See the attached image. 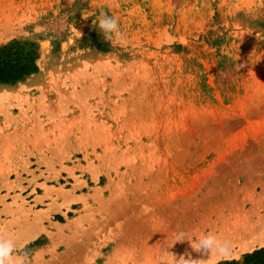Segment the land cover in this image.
I'll use <instances>...</instances> for the list:
<instances>
[{
	"label": "rangeland",
	"instance_id": "1",
	"mask_svg": "<svg viewBox=\"0 0 264 264\" xmlns=\"http://www.w3.org/2000/svg\"><path fill=\"white\" fill-rule=\"evenodd\" d=\"M14 41L37 70L0 84V235L30 264L264 247V0H0Z\"/></svg>",
	"mask_w": 264,
	"mask_h": 264
},
{
	"label": "clouds",
	"instance_id": "2",
	"mask_svg": "<svg viewBox=\"0 0 264 264\" xmlns=\"http://www.w3.org/2000/svg\"><path fill=\"white\" fill-rule=\"evenodd\" d=\"M94 27L98 28L105 41L119 40L125 42L124 34L121 32L115 17L101 11L93 21ZM188 240V234L179 232L175 234V241L180 243ZM191 249L199 252L201 257L207 253H215L217 256H229L232 254L231 245L228 241H222L216 234H202L198 240L191 242ZM169 255H172L169 253ZM174 264H208V259L192 258L191 253L185 252L176 259ZM0 264H30V255L27 251H17L14 240L4 238L0 235Z\"/></svg>",
	"mask_w": 264,
	"mask_h": 264
},
{
	"label": "trees",
	"instance_id": "3",
	"mask_svg": "<svg viewBox=\"0 0 264 264\" xmlns=\"http://www.w3.org/2000/svg\"><path fill=\"white\" fill-rule=\"evenodd\" d=\"M36 52L32 45L11 42L0 47V84H15L35 73ZM217 264H264V247L245 254L240 260Z\"/></svg>",
	"mask_w": 264,
	"mask_h": 264
},
{
	"label": "bare ground",
	"instance_id": "4",
	"mask_svg": "<svg viewBox=\"0 0 264 264\" xmlns=\"http://www.w3.org/2000/svg\"><path fill=\"white\" fill-rule=\"evenodd\" d=\"M254 225V224H253ZM263 225V224H262ZM250 226V225H249ZM255 226V225H254ZM264 226V225H263ZM247 227H248V225H247ZM250 227H252V226H250ZM242 228V227H241ZM254 228V227H253ZM233 229V228H232ZM261 230H262V228H261ZM240 231V230H239ZM238 231V232H239ZM242 231V230H241ZM243 231H245V230H243ZM260 231V230H259ZM237 232V231H236ZM238 232H237V234H238ZM250 232V231H249ZM209 233H213V234H216L217 236H218V238L220 239V240H222L221 238H223V235L222 234H220L219 233V235L216 233V232H214V231H212V230H210V232ZM228 233V232H227ZM233 233V232H232ZM262 233H264V231H262ZM230 234H231V232H230ZM249 234V233H248ZM252 235H254V234H252ZM243 237H245V235L243 236ZM224 239V238H223ZM230 240V239H229ZM228 240V241H229ZM222 241H224V240H222ZM227 241V240H226ZM232 241V240H231ZM232 243V242H231ZM189 246V245H188ZM185 248V247H184ZM191 248V247H190ZM190 251V250H189ZM190 253V252H189ZM197 253L198 252H194V253H192V254H195L196 255V257L198 258L199 256L197 255ZM208 254V253H207ZM206 254V255H207ZM200 255V254H199ZM205 255V256H206ZM201 256V255H200ZM192 257H194V255L192 256ZM211 257H214L212 254H211ZM201 258V257H200ZM206 259V258H205Z\"/></svg>",
	"mask_w": 264,
	"mask_h": 264
}]
</instances>
